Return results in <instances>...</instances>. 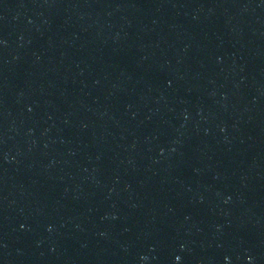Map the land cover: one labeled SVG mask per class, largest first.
Returning a JSON list of instances; mask_svg holds the SVG:
<instances>
[{
    "label": "water",
    "instance_id": "1",
    "mask_svg": "<svg viewBox=\"0 0 264 264\" xmlns=\"http://www.w3.org/2000/svg\"><path fill=\"white\" fill-rule=\"evenodd\" d=\"M0 264H264V0H0Z\"/></svg>",
    "mask_w": 264,
    "mask_h": 264
}]
</instances>
